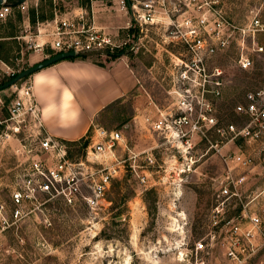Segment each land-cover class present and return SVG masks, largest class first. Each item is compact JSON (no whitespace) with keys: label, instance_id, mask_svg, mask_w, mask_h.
<instances>
[{"label":"built area","instance_id":"1","mask_svg":"<svg viewBox=\"0 0 264 264\" xmlns=\"http://www.w3.org/2000/svg\"><path fill=\"white\" fill-rule=\"evenodd\" d=\"M115 1L117 9L130 16L125 29L163 28L162 35L179 48L166 51L174 57L170 63L172 92L180 112H160L157 119L147 117L146 121L154 131L178 138L187 149L191 147L189 137L199 134L204 154L212 150L220 157L221 169L213 178L208 229L195 242L194 250L211 253L217 247L229 260L240 263L245 254L250 256L264 244V204L259 211L248 207L255 198L264 199V84L251 83L241 91L240 101L231 110L236 121L218 115L217 103L229 86L231 70L252 74L257 69L256 59L264 56V45L258 41V34L264 32V0L248 9L242 21L230 18L224 0ZM15 2L1 1L0 22L15 11L29 9V0L13 5ZM54 14L52 19L38 20L36 32L26 17L27 24L15 36L24 44L14 65L1 62L0 84L33 56L43 60L63 51L87 54L103 50L111 55L126 46L118 28L110 31L95 24L93 11L80 7L77 12ZM230 48L234 49L230 65L217 62L216 57ZM33 89V81L26 77L0 90V150L8 146L14 155V164L7 170L11 172L8 199L0 200V248L8 230L31 213L42 211L41 206L51 199L97 206L112 179L122 171L115 165L97 167L92 161L96 153L112 152L113 145L124 140L120 129L94 126L88 141L71 145L46 130ZM212 135L216 137L211 139ZM95 138L100 141L95 142ZM73 147L81 154L72 157ZM147 159L153 163L151 157ZM256 178L260 185L249 192L248 184ZM195 264L207 262L200 256Z\"/></svg>","mask_w":264,"mask_h":264},{"label":"rangeland","instance_id":"2","mask_svg":"<svg viewBox=\"0 0 264 264\" xmlns=\"http://www.w3.org/2000/svg\"><path fill=\"white\" fill-rule=\"evenodd\" d=\"M259 1L224 0V9L231 19L242 21L246 11ZM28 5L27 11H15L11 18L0 22V66L2 61L14 65L24 43L13 36L20 34L27 24L26 17L31 30L36 32V22L42 13L48 20L54 18V12L60 16L86 8L89 13L93 11L97 26H106L110 31L118 28L119 38L127 42L111 55L106 50L87 53L88 59L103 66L111 60L126 61L135 73L143 74L146 90L137 94L144 104V114L159 117L160 112H180L172 92L174 72L170 63L174 57L166 51L179 48L162 35L163 28L125 29L123 26L130 16L115 10V0H29ZM33 15L35 22H31ZM261 18L264 22V9ZM258 41L264 45V32L258 34ZM233 55L234 49L230 48L218 55L216 61L230 65ZM36 58L33 56L32 63L20 64L15 69L20 72L34 65ZM255 66L257 69L252 74L231 70L229 86L217 103L218 115L229 121L237 120L231 110L240 101L241 91L251 83L264 84V56L256 59ZM133 103L134 98L115 103L104 115L103 127L107 129H122L127 122L132 123L128 131L121 130L124 140L115 143L112 152L107 150L92 157L97 167L115 165L122 169L112 179L104 200L93 208L81 201L46 202L41 206L42 211L31 213L6 232L5 245L0 248V264H195L200 256L207 264H264V244L250 256L245 254L240 263L229 260L217 247L211 253L195 252V242L208 229L214 198L213 178L220 172V157L212 150L204 154L205 144L199 134L189 137L191 147L187 149L178 138L154 131L144 118L134 120ZM91 135L92 131L80 142L88 141ZM80 154L73 147L72 157ZM13 164L11 148H1L0 200L8 199L11 172L7 170ZM259 185L260 179L251 180L248 191L257 190ZM262 204L264 199L257 197L248 207L259 211Z\"/></svg>","mask_w":264,"mask_h":264},{"label":"crops","instance_id":"3","mask_svg":"<svg viewBox=\"0 0 264 264\" xmlns=\"http://www.w3.org/2000/svg\"><path fill=\"white\" fill-rule=\"evenodd\" d=\"M41 60L38 57L33 63ZM31 80L46 130L66 141L83 138L94 126L103 127L106 112L129 98H134V120L157 119L144 114V104L137 94L146 90L144 75L135 73L126 61L111 60L103 66L88 58L63 59L34 72ZM150 103L156 105L152 100Z\"/></svg>","mask_w":264,"mask_h":264},{"label":"water","instance_id":"4","mask_svg":"<svg viewBox=\"0 0 264 264\" xmlns=\"http://www.w3.org/2000/svg\"><path fill=\"white\" fill-rule=\"evenodd\" d=\"M1 1L2 0H0V3H1ZM23 1H25V0H16V2L13 5L21 3ZM75 56H77V53L74 51H63V52L56 53V54H54L48 58H45V59L35 63L32 66H29L26 69H23L22 71L18 72L16 76H14L13 78L7 80L6 82L0 84V90L9 87L10 85L16 83L17 81L23 79L26 76L33 74L34 72H36L42 68L50 66V65H52V64H54L60 60H63L65 58L75 57ZM131 126H132V123L127 122L126 124H124L122 126V130L126 132L131 128Z\"/></svg>","mask_w":264,"mask_h":264},{"label":"trees","instance_id":"5","mask_svg":"<svg viewBox=\"0 0 264 264\" xmlns=\"http://www.w3.org/2000/svg\"><path fill=\"white\" fill-rule=\"evenodd\" d=\"M54 10V9H53ZM52 16V12H51V14H50V17ZM40 20L39 21H43V20H46L48 17H46V15L44 14V13H42L40 16ZM31 22H35V18H34V15L32 16V19H31ZM76 57H81V58H88V56H87V54H77V56H75V57H69V58H76ZM65 59H68V58H65ZM17 75V73L16 74H14L11 78H13L14 76H16ZM82 140V138L81 139H79V140H76V141H68L69 142V144H71V145H77V144H79V143H81L80 141ZM71 155V154H70Z\"/></svg>","mask_w":264,"mask_h":264}]
</instances>
